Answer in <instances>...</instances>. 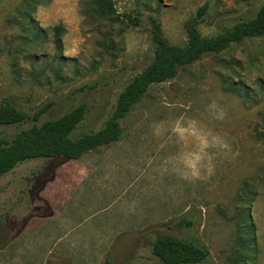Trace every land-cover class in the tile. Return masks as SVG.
Instances as JSON below:
<instances>
[{
    "label": "rangeland",
    "instance_id": "374dc122",
    "mask_svg": "<svg viewBox=\"0 0 264 264\" xmlns=\"http://www.w3.org/2000/svg\"><path fill=\"white\" fill-rule=\"evenodd\" d=\"M23 2L0 0V103L8 98L29 115L44 109L39 124L85 103L83 130H97L154 58L150 15L184 46L186 21L204 5L200 29L211 36L264 0H111L112 22L96 15L92 0ZM213 101L223 120L210 111ZM181 119L230 143L231 151L211 154L209 179L174 170L191 145L173 131ZM33 123L0 127V137L12 140ZM123 126L121 141L79 160H28L0 177V264H103L108 254L114 264H161L151 244L162 234L208 246L204 264H264V35L180 67L175 79L151 87Z\"/></svg>",
    "mask_w": 264,
    "mask_h": 264
},
{
    "label": "trees",
    "instance_id": "16d2710c",
    "mask_svg": "<svg viewBox=\"0 0 264 264\" xmlns=\"http://www.w3.org/2000/svg\"><path fill=\"white\" fill-rule=\"evenodd\" d=\"M92 1L96 15L112 22L114 10L111 0ZM41 2L42 0H24L23 3L27 6H37ZM207 11L208 5H204L187 19L188 42L184 46L171 43L164 34L160 20L150 15L152 37L156 44L154 58L119 92L112 109H108V103L102 105L103 110L108 109L109 115L104 125L97 130H83L90 112V107L85 103L39 124L44 109L29 115L10 99L4 98L0 103V127H21L29 121L34 123L17 132L12 140L5 136L0 137V177L28 160H79L87 152L121 141L126 134L123 121L152 86L175 79L180 67L191 65L207 54H218L235 43L264 35V3L254 14L240 16L230 27L211 36H204L200 29L207 21ZM26 18L30 20L31 16L26 15ZM53 31L56 46L61 50L63 28L56 26ZM53 177L54 173L51 179ZM245 216L249 218L248 214ZM181 223L187 226L194 224L187 219H182ZM241 243H245V240H241ZM151 253L161 264H204L211 257L209 247L200 241L172 234L158 235L151 244ZM103 264H114L110 254Z\"/></svg>",
    "mask_w": 264,
    "mask_h": 264
},
{
    "label": "clouds",
    "instance_id": "9594fccd",
    "mask_svg": "<svg viewBox=\"0 0 264 264\" xmlns=\"http://www.w3.org/2000/svg\"><path fill=\"white\" fill-rule=\"evenodd\" d=\"M217 119L223 120L226 112L213 101L209 106ZM184 130L183 133L179 130ZM190 130V131H189ZM176 132L183 142L184 137H189L191 145L179 157L174 170L181 178L186 180H206L215 172L211 162V154L216 151H231L230 143L218 133L203 129L196 121L178 120Z\"/></svg>",
    "mask_w": 264,
    "mask_h": 264
}]
</instances>
